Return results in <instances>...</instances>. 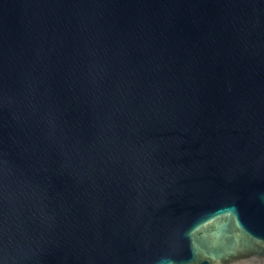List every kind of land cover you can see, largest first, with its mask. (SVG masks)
I'll return each instance as SVG.
<instances>
[{"label":"water","instance_id":"95a60500","mask_svg":"<svg viewBox=\"0 0 264 264\" xmlns=\"http://www.w3.org/2000/svg\"><path fill=\"white\" fill-rule=\"evenodd\" d=\"M0 264H264V0H0Z\"/></svg>","mask_w":264,"mask_h":264}]
</instances>
